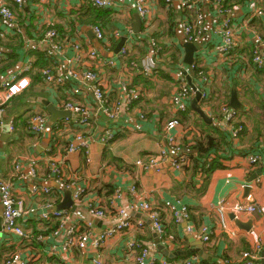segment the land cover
<instances>
[{
  "label": "crops",
  "instance_id": "1",
  "mask_svg": "<svg viewBox=\"0 0 264 264\" xmlns=\"http://www.w3.org/2000/svg\"><path fill=\"white\" fill-rule=\"evenodd\" d=\"M110 1L114 4L112 7L98 8L90 0H24L22 5L14 7V21L7 23L0 19V28L8 32L5 38L0 37V88L7 76L40 59L38 51L44 52V49H40L43 46L39 35L44 29L50 26L56 28L63 44L62 53L58 56L45 51L47 64L41 68L35 65L29 76L30 86L6 104L4 119L15 118L17 129L11 133L5 125H0V179L11 182L15 193L23 196L34 207L41 206L42 202L51 198L44 195L34 197L30 191L34 185L53 189L55 194L52 199L55 198L57 205L63 201L65 190L86 189L94 202L109 210L107 216L93 217L84 204L74 201L77 208L75 211L69 210V224L92 220L98 233L113 227L121 219H129L135 224L138 221L144 223L141 229H124L102 246L100 254L104 264H135L133 254L127 251L129 242L134 240L156 252L157 257L165 258L169 257L159 250V244L174 252L195 249L202 243L204 252L211 259H203L196 250L188 256L178 255L176 258H199L202 264H207L205 261H210V264H237L242 252L258 243L262 244V254L264 70L254 69L251 54L257 34L264 36V17L250 20L249 12L259 7L264 9V2L245 0L234 5L229 13L219 16L214 0H200L206 13V21L205 32L199 42L202 48L195 53V63L201 65L199 69H204L206 75L212 74L213 96L210 103L200 100V107L210 117L217 114L220 116L221 103L227 101L230 106L232 89L235 88L238 99L243 104V108L237 110L238 118L245 125L238 139L221 156L223 166L213 170L204 182L203 179H198L197 174L194 175L192 169L185 171L173 168L169 161L160 162V169L136 164L137 160L147 161L166 147V136L176 133V130H166L169 119H180V139L183 142L187 137L191 143L192 139L206 134L205 131L201 133V129H210L220 119L214 118V123L206 122L196 111L191 112L194 111L191 106L189 115L177 112L171 102L173 92L180 86L179 75L187 74L195 84L198 74H194L190 65L185 62L184 45L188 41L183 32V24L191 20L192 12L181 7V0H173L169 6L165 0H155L151 22L146 26L142 20L138 21L141 18L135 7L136 0ZM226 17L240 26L239 53L245 55V58L239 61L244 66V71H241L240 65L238 67L237 60L227 65L215 50V45L221 38L214 33V28ZM94 25L102 27L103 40L95 37L92 29ZM116 32L121 36L116 37ZM126 37L133 41L128 62L140 61L149 54L153 50L152 39L161 47L157 60L160 65L157 77L146 78L138 70L129 68V64L117 60V54L127 43ZM123 38L124 42L120 47ZM76 44L84 51L93 47L98 52L99 58H86L79 63L77 70H94L101 75L108 104L115 113L113 119L97 110L98 103L89 83H84L81 93L76 95L69 88L71 81L54 86L42 74L45 68L56 72L62 61L73 60L76 56ZM100 58H115L116 61L114 65L102 64ZM234 68H238L239 73L233 76L229 70ZM125 85L140 90L141 99L133 103L130 109L121 107L118 110L117 103L122 102ZM194 98L195 95L191 103ZM43 99L59 110H66L63 104L68 99L85 104L89 109L91 125L86 128L74 125L62 128V121L69 117L59 118L51 124L52 113L41 102ZM34 111H42L47 116L48 128L41 134L31 133L27 128ZM186 115L190 119L182 121V117ZM185 125H188L187 128ZM108 128L114 129L116 136L110 143L104 144L100 135ZM78 134L88 137L90 145L87 149L69 152V144L76 140ZM184 149L189 151V148ZM250 153H260L261 160L250 164L246 157ZM15 159L22 163V172L25 174L23 177L14 173ZM32 160L36 161L35 175L30 174ZM52 160L58 162V175L53 172ZM132 186L136 187L135 194L129 192ZM247 186L251 189L249 196H246ZM111 188L115 189V195L110 194ZM222 199L227 201L229 207L237 202H255L261 212L236 217L228 209V226L231 230H239L237 237L230 238L226 233L229 232L228 228L221 229L219 223L217 206ZM143 200L151 201L160 209L165 201L177 206H187L190 216L187 220L175 223L168 213L161 210L165 233L160 235L145 212L130 208V205ZM122 209L125 213L121 215L119 211ZM233 215L244 223L252 221L253 227L249 231L238 227ZM24 222L25 227L32 230L33 234L36 230L39 234L48 235L55 228V224H51L46 229L45 224L35 219ZM188 226L197 232L202 226L206 227L208 232L213 233L212 242H202L187 230ZM191 237L195 244L190 240ZM63 240L62 235L52 242L46 240L28 243L18 239L8 243L2 234L0 259L11 252L21 251L24 257L31 259L29 264H92L89 254L79 250L50 255V250L60 248ZM263 260L260 261L261 264Z\"/></svg>",
  "mask_w": 264,
  "mask_h": 264
},
{
  "label": "built area",
  "instance_id": "2",
  "mask_svg": "<svg viewBox=\"0 0 264 264\" xmlns=\"http://www.w3.org/2000/svg\"><path fill=\"white\" fill-rule=\"evenodd\" d=\"M91 4L98 8L112 7L114 4L110 0H90ZM173 0H165L169 6ZM228 0H214V6L220 15H225L232 10V7H228ZM264 2V0H251ZM24 0H0V16L1 18L10 23L14 21L16 15L14 7L22 5ZM155 0H136V10L143 23L149 26L151 18L153 16V5ZM181 7L188 9L192 12L191 20L186 21L183 24V32L187 41L199 43L202 41L205 32L206 13L203 9L200 0H181ZM225 7H228L225 9ZM249 19L263 18L264 9L257 8L250 10ZM95 37L98 40H103L104 31L100 25L92 26ZM240 26L237 22L232 21L230 18L222 19L214 28V33L221 38V41L215 45V50L222 59L225 60L227 65L232 61L237 60L238 67L240 65L241 71H244V66H241L239 60H243L245 55H240L239 48L241 43L239 40ZM8 32L0 28V37L5 38ZM116 37H120L119 32L115 33ZM126 45L117 54L118 61H123L126 65L129 64V68L132 70H138L146 78H155L158 75L159 63L158 57L161 53V47L157 42L152 39L151 45L153 50L142 57L140 61L128 59L131 55V45L133 41L126 37ZM42 48L48 50L49 54H55L58 56L62 53V38L58 30L48 27L44 32L42 38H40ZM76 56L72 59L62 61L58 66L56 72H53L50 68H45L42 74L49 84L54 86L64 85L67 80L71 81L69 88L72 94H80L84 83H89L93 95L98 103L97 110L104 113L109 118H114L115 113L108 104V98L106 91L104 90L101 75L94 70L78 71V65L86 58L97 59L99 58L98 52L95 48H90L84 51L80 45H75ZM252 64L255 70H264V36L259 33L256 36V41L252 48ZM102 64H115V58L107 60L106 58H100ZM59 60L57 61V64ZM35 64V63H34ZM33 63H28L25 67L17 72H14L7 76L2 82L0 88V125H7L9 131L14 133L17 129V122L15 118L8 120L4 119L6 112V104L9 100L22 94L31 84L30 73L34 69ZM191 70L201 68L199 63H194L189 67ZM230 73L237 75L239 73L238 68L229 70ZM180 77V86L171 96V102L174 109L177 112H186L190 114V106L195 91L190 86L187 74L182 73ZM212 74L206 75L203 69H200L197 74L195 86L201 92V100L210 103L213 101L212 96ZM68 89V92L70 91ZM142 92L133 86L129 87L125 85L123 87L121 103H117V109L121 107L130 109L132 104L141 99ZM63 108L71 111L72 115L69 118H64L61 127L66 128L70 125L78 127H88L91 125L89 109L85 104L75 101H64ZM220 118L214 124L219 126L226 132H228L229 141L232 143L237 140L240 134L244 131V126L239 125L237 121V110L229 106L227 101H224L220 105ZM222 117V118H221ZM181 127V121L179 118L174 117L166 124L167 131H175L176 133L166 136V147L159 152V155L151 156L147 161L137 160L136 164L145 168H157L160 169V162L169 161L171 166L176 169H182L190 163V155L188 151L181 145V139L179 136V128ZM28 131L34 134H41L48 128L47 116L42 111H34L28 121ZM83 129V128H82ZM116 136V131L112 128L106 129L101 135L100 139L104 144L110 143ZM90 143L88 137L84 138V135L78 134L76 140L71 142L68 147L69 152H75L81 149H87ZM250 164H256L261 160L262 155L260 153H250L246 155ZM53 172L57 175L60 173L58 162L52 160ZM36 161L30 162V174H36ZM14 173L19 177H23L25 174L22 172V163L15 159L14 161ZM34 197L41 195L51 197L49 200L42 202L41 206L34 207L27 203L23 196H19L15 193V189L11 182L0 179V206L3 207V222H2V234L8 243L17 241L18 239L32 243L34 241H50L55 240L56 237L62 236L64 240L60 244V248L57 250H50V255H60L61 253H71L74 250H79L81 253H88L92 264H104L102 260L100 249L102 246L112 237L120 234L124 229H141L144 225L141 221L133 223L129 219H121L113 227H108L102 230L100 233L96 232V225L92 220H85L83 222H70L69 210L59 209L57 202L52 199L55 194L53 189L49 187H40L34 185L30 189ZM131 194H135L136 187L132 186L129 189ZM86 189L75 190L73 193V199L76 203L84 204L88 209L90 215L96 218H105L107 216V208L97 204L93 201ZM133 210H139L145 212L148 215L149 220L154 226L155 230L161 235L165 233L164 224L161 218V210L168 213L175 223H180L183 220H187L190 216V212L187 206H177L170 201H165L161 209L155 206L151 201L143 200L138 201L134 205H130ZM231 210L236 217L241 214H256L261 212L259 206L255 202H237L230 207L225 199H222L217 206V213L219 216L220 227L223 230H229L226 232L230 238H235L239 234L238 229L231 230L228 226L227 211ZM120 214H124L122 209ZM35 219L39 223H43L46 229H49V225L55 224V228L50 231L48 235L43 233L35 236L33 231L25 227V220ZM44 229V230H46ZM187 230L192 233L196 238L200 239L204 243L212 242V234L208 232V229L202 226L199 232L191 226L187 227ZM64 231V232H63ZM63 232V233H62ZM138 241H132L128 244L127 251L133 254L135 264H202L199 258H181V259H169L165 257H157L156 252L150 250L148 247ZM262 244H257L251 249H247L242 252L241 257L237 264H261L260 261L264 259V256L260 254ZM1 254V253H0ZM31 259L24 257L21 251H15L7 254L0 259L2 264H29Z\"/></svg>",
  "mask_w": 264,
  "mask_h": 264
},
{
  "label": "trees",
  "instance_id": "3",
  "mask_svg": "<svg viewBox=\"0 0 264 264\" xmlns=\"http://www.w3.org/2000/svg\"><path fill=\"white\" fill-rule=\"evenodd\" d=\"M245 0H228V7H233L236 4L242 3ZM93 7V6H92ZM228 7H225L228 8ZM53 28V26H50ZM47 29V28H46ZM46 29L43 30V32L39 35V38H42L44 35V32ZM56 29V28H54ZM31 35V34H29ZM39 52V57L38 58H43V59H37L34 65L36 67H43L47 63L46 62V56L45 51L49 52L48 50L44 49ZM45 59V60H44ZM40 62V63H39ZM39 65V66H38ZM200 69H195L193 70L194 74H197ZM194 113L195 111H192ZM188 114V113H187ZM189 115V114H188ZM188 115L182 117V121H187L190 118L187 117ZM220 117V116H219ZM239 125L245 126L243 122H239ZM212 128V130H211ZM206 132V134L203 137H196L192 139V143L188 138L186 137L185 140L182 142L181 145L183 147L189 148V155H190V163L183 167L185 171H188L190 169L193 170L194 175H198V179L203 181H207L208 177L210 176L211 172L215 170L218 167H222V162H221V156L227 152V149L231 147V142L229 141L228 138V132L220 128L219 126H216L215 124L213 127L210 126V129H201V133ZM200 134V132H199ZM213 156V157H211ZM205 183H203V186ZM115 189L111 188L110 194L114 193L115 195ZM202 190V189H201ZM113 195V196H114ZM165 230V228H164ZM40 232H37L35 230L34 235L37 236ZM145 246V245H144ZM143 246V247H144ZM181 259V258H178ZM205 263L210 264V261H205Z\"/></svg>",
  "mask_w": 264,
  "mask_h": 264
},
{
  "label": "water",
  "instance_id": "4",
  "mask_svg": "<svg viewBox=\"0 0 264 264\" xmlns=\"http://www.w3.org/2000/svg\"><path fill=\"white\" fill-rule=\"evenodd\" d=\"M0 19L1 16H0ZM138 21H141V19L138 18ZM140 23V22H139ZM123 41L120 43V47L122 45V43L124 42V38L122 39ZM185 49H186V56H185V62L188 65H192L195 61V53L197 51H199L202 46L200 43H194V42H190L188 41L187 43H185ZM119 47V48H120ZM188 82L190 84V86L192 87V89L195 91V98L193 100V102L191 103V107L194 111H196L206 122H213V118L208 116L205 111L200 107V100H201V92L196 88L195 84L191 81V77L187 76ZM46 107H48V109L51 111L52 113V119H51V124H53L54 122H56L59 118H63V117H70L72 115L71 111L69 110H59L57 108H55L53 105H51L49 103L48 100L43 99V101H41ZM230 106L233 109L236 110H240L243 108V104L239 101L238 99V94L236 92V89L233 88L232 89V96H231V100H230ZM5 128L8 130L9 127L7 125H5ZM250 186H247L246 188V192L247 195H250ZM249 191V192H248ZM64 199L61 203L58 204V208L59 209H66V210H72L75 211L77 208V205L74 202L73 199V191L72 189H67L64 191ZM3 207L0 206V240L2 238V222H3ZM233 218L235 219L234 215ZM236 224L238 225V227L245 229V230H250L253 227V222L250 221L249 223H244L243 221L239 220V219H235ZM190 240L192 241V243H194V239L191 237ZM159 241V240H158ZM195 244V243H194ZM159 250L167 257H169L170 259H176L178 255H185L188 256L191 252H193V250H196L200 256L203 259H211V257H209L203 250L202 248V243H199L197 245V247H195V249H190V250H186V251H174V252H170L164 245L159 244ZM262 255L264 256V251L262 252ZM264 264V260L262 261Z\"/></svg>",
  "mask_w": 264,
  "mask_h": 264
},
{
  "label": "rangeland",
  "instance_id": "5",
  "mask_svg": "<svg viewBox=\"0 0 264 264\" xmlns=\"http://www.w3.org/2000/svg\"><path fill=\"white\" fill-rule=\"evenodd\" d=\"M203 70H204V69H203ZM204 71H205V70H204ZM211 88H212V87H211ZM217 104H219V102H218ZM217 104H216V105H217ZM214 105H215V104H214ZM237 114H238V113H237ZM217 116H219V114L214 115L213 117H217ZM213 117H212V118H213ZM173 118H174V117H173ZM173 118H171V119H173ZM171 119H169V120H171ZM169 120H168V121H169ZM237 121H238V122H243V121L240 120L238 117H237ZM181 126H182V123H181ZM187 126H188V125H185L186 128H187ZM158 155H159V153H158L157 155H155L154 157H156V156H158ZM211 157H213V156H211ZM143 162H145V161H143ZM72 191H73V193H74L75 190L72 189ZM107 211H109V210L107 209Z\"/></svg>",
  "mask_w": 264,
  "mask_h": 264
}]
</instances>
